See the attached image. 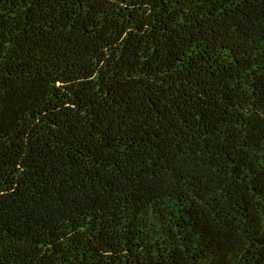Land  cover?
<instances>
[{
  "label": "trees",
  "instance_id": "obj_1",
  "mask_svg": "<svg viewBox=\"0 0 264 264\" xmlns=\"http://www.w3.org/2000/svg\"><path fill=\"white\" fill-rule=\"evenodd\" d=\"M0 264H264V0H0Z\"/></svg>",
  "mask_w": 264,
  "mask_h": 264
}]
</instances>
